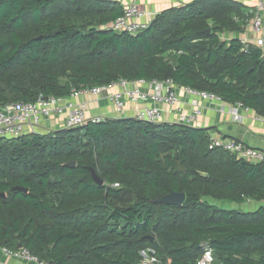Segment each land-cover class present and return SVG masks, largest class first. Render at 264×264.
I'll list each match as a JSON object with an SVG mask.
<instances>
[{"label": "trees", "instance_id": "trees-1", "mask_svg": "<svg viewBox=\"0 0 264 264\" xmlns=\"http://www.w3.org/2000/svg\"><path fill=\"white\" fill-rule=\"evenodd\" d=\"M123 15L120 0H0V108L145 80L264 117V47L240 37L256 8L192 0L135 35L109 29ZM211 138L136 118L0 137V248L48 264H141L147 250L159 264H197L208 245L213 264H264V206L214 203L264 201V163L211 150ZM172 192L183 206L155 203Z\"/></svg>", "mask_w": 264, "mask_h": 264}, {"label": "built area", "instance_id": "built-area-1", "mask_svg": "<svg viewBox=\"0 0 264 264\" xmlns=\"http://www.w3.org/2000/svg\"><path fill=\"white\" fill-rule=\"evenodd\" d=\"M120 1L124 4V15L109 26V29L114 32L138 34L145 30L155 16L159 14V12H150L142 8L139 5L140 0H128V3H124V0ZM255 1L258 13L254 18L253 28L256 33H262L264 31V0ZM243 43L248 44L249 41L243 39ZM259 45L264 47V40L261 39ZM145 86L150 89L149 92L143 90ZM177 89H180L189 96L192 107L190 112H186L183 108L176 109L178 123L191 126L195 124L203 114V103L218 104L221 106V111L227 110L233 116L235 122H242V117L238 110L239 108L246 107L242 104L228 105L223 99L212 93L197 91L191 88H180L172 81L148 82L140 80L129 82L121 80L110 86H100L73 92L70 98L41 97L35 102L6 105L0 108V137L18 139L27 134L44 133L42 127L55 116H65V128L84 127L89 123L98 124L106 122L108 119H113L107 115H89L88 104L86 102H73L72 99L83 95L99 99L102 95L106 94L107 99L113 106L114 113L119 117L125 114L128 102L152 103L154 104L152 107H142L135 118L139 121L155 124L163 123L165 122L166 111L162 108V105L172 108L179 103ZM228 106L231 107L228 108ZM209 148L211 150L216 148L223 149L251 163H264V151L248 148L243 142L212 136ZM3 250L6 254L16 258L26 259L38 264H48L41 262L27 250H20L18 252H11L7 249ZM142 256L143 260L141 264L160 263L153 250L142 252ZM213 263L214 256L212 249L207 245L204 247V254L197 264Z\"/></svg>", "mask_w": 264, "mask_h": 264}, {"label": "crops", "instance_id": "crops-1", "mask_svg": "<svg viewBox=\"0 0 264 264\" xmlns=\"http://www.w3.org/2000/svg\"><path fill=\"white\" fill-rule=\"evenodd\" d=\"M192 0H140L139 5L150 12H161L166 8L172 6H184ZM244 3L246 6L256 8L258 13V7L255 0H238ZM128 3V0H124V3ZM241 39H246L249 43L259 44V41L264 40V31L262 33H256L253 28V22L248 27L245 34L240 36ZM114 90V89H113ZM112 90V92H113ZM116 90V89H115ZM143 90L149 92L148 87H143ZM177 95L179 97V103L170 108L166 105H162L165 112V122L176 123L178 122L177 108H183L186 112L192 110L191 99L183 91L177 89ZM73 102H86L88 104L89 115H104L112 117L113 119L119 118H135L138 111L144 107H152V103H133L128 102L126 112L123 116L119 117L113 111L111 102L107 99V95H102L99 99H95L89 95H83L79 98L72 99ZM231 106H228L230 108ZM203 114L199 120L193 124L194 127H201L210 130V134L213 137H220L224 139H232L237 142H243L246 147L264 151V117L252 109L239 108L238 112L242 117V122H235L233 116L225 110L221 111V106L218 104L203 103ZM65 116H55L42 129L44 133L55 132L65 128ZM256 203V204H255ZM244 204H249L250 209H254L257 206H264V201H248ZM238 205V204H237ZM242 205V204H241ZM259 206V207H260ZM256 211V210H255ZM253 212V211H249ZM0 264H38L36 262L28 261L22 258H16L5 253L0 248Z\"/></svg>", "mask_w": 264, "mask_h": 264}, {"label": "water", "instance_id": "water-1", "mask_svg": "<svg viewBox=\"0 0 264 264\" xmlns=\"http://www.w3.org/2000/svg\"><path fill=\"white\" fill-rule=\"evenodd\" d=\"M206 33L210 34L211 30L206 31ZM67 166L68 167H75L76 163L71 162V163H68ZM91 172H92L93 180L96 182V184H98L99 186H102L104 184V182L100 178V176L96 173V171L94 169H91ZM14 190L26 192V190H23L22 188H15ZM185 200H186V194L185 193L172 192V193H170V194H168V195H166L160 199H157L155 201V203L181 207V206H183ZM20 248H21V246H20Z\"/></svg>", "mask_w": 264, "mask_h": 264}, {"label": "rangeland", "instance_id": "rangeland-1", "mask_svg": "<svg viewBox=\"0 0 264 264\" xmlns=\"http://www.w3.org/2000/svg\"><path fill=\"white\" fill-rule=\"evenodd\" d=\"M215 204H217L219 207L223 208V209H228V210H238V211H243V212H249V211H255L259 208V206L261 205H256L257 207L254 209H250L248 207L249 204H242V205H237L236 203H231L228 201H215ZM256 204V203H255Z\"/></svg>", "mask_w": 264, "mask_h": 264}]
</instances>
